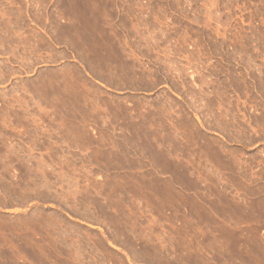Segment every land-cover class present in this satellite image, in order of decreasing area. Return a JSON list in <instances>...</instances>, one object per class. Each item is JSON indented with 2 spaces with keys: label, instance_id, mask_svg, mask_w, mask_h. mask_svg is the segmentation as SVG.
<instances>
[{
  "label": "rangeland",
  "instance_id": "rangeland-1",
  "mask_svg": "<svg viewBox=\"0 0 264 264\" xmlns=\"http://www.w3.org/2000/svg\"><path fill=\"white\" fill-rule=\"evenodd\" d=\"M0 264H264V0H0Z\"/></svg>",
  "mask_w": 264,
  "mask_h": 264
}]
</instances>
